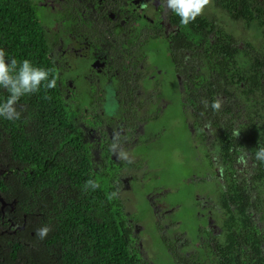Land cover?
Wrapping results in <instances>:
<instances>
[{"label": "flooded vegetation", "instance_id": "obj_1", "mask_svg": "<svg viewBox=\"0 0 264 264\" xmlns=\"http://www.w3.org/2000/svg\"><path fill=\"white\" fill-rule=\"evenodd\" d=\"M7 3L12 8L22 6L28 18L23 27L29 29L32 21L37 26L39 39L32 52L40 54L57 79L54 92L69 141L65 146L57 138L53 153L68 158L69 151L82 152L86 176L95 177L102 185L104 197L117 192V197L108 201L115 206L117 226L132 264H160L157 260L163 258L161 250L150 243L143 222L134 217L132 204L142 203L143 199L147 204L144 214L152 216L171 264H209L207 255H200L199 250L207 244L214 247L222 238L224 165L218 131L214 137L205 113L196 114L190 103V60L187 58L182 67L176 61L177 48L191 44L182 39L185 34L180 32V19L166 11L161 0ZM14 19L13 15L9 19L13 28ZM0 49L5 50L1 43ZM177 105L182 111L179 116L175 115ZM182 119L194 151L188 178H193L194 185L211 184L210 189L195 195L203 212L199 216L206 222L196 243H190L185 233L172 231L178 221L168 218L173 208L168 196L163 195L172 190L164 188L162 178L154 174L162 167L151 169L149 165L150 150L160 145L170 128L181 126ZM21 130L28 134L24 139L8 134L0 124V264H65L64 245L70 239H63L62 227L55 225L58 243L49 237L51 230L43 240L36 235L43 226L53 228V220L57 219L52 206L55 201H63L64 187L58 184L55 191L49 192L48 185L35 183L34 160L47 162L46 138L39 137L43 141L39 143L40 154L34 152L31 156L30 151L38 147L30 136L36 138L38 131L31 121ZM41 133H46L45 128ZM114 133H119L118 141ZM114 142L119 144L117 151L131 163L113 153ZM144 189L145 195L139 194ZM22 196L24 204L20 202Z\"/></svg>", "mask_w": 264, "mask_h": 264}, {"label": "trees", "instance_id": "obj_2", "mask_svg": "<svg viewBox=\"0 0 264 264\" xmlns=\"http://www.w3.org/2000/svg\"><path fill=\"white\" fill-rule=\"evenodd\" d=\"M7 1L0 0V43L5 46L6 62L16 59L19 64L28 59L34 67L49 70L50 80L54 76L51 66L43 64L39 53L32 52L39 39L37 26L32 21L29 29L23 27L28 18L22 6L15 5L13 10ZM212 1L232 20L242 21L246 27L254 24L261 38L258 46L245 41L240 45L205 16L180 28L185 34L182 39L191 44L177 48L176 61L182 67L187 58L190 60V103L196 114L205 113L214 137L218 131L219 153L224 165L222 238L214 247L207 244L201 248L199 254H206L209 264H264V163L255 160L256 150L264 147V0ZM12 15L15 17L14 28L9 24ZM45 95L51 99H45ZM8 96L7 90L0 88V103ZM56 97L54 89L41 87L38 93L23 96L18 101L19 120L0 117V124L8 129L7 133L20 139L28 135L21 130L26 122L34 123L37 137L30 138L38 150L33 148L31 156L34 152L40 154L39 143L43 144V141H39V137L46 138L47 162L42 164L41 159L34 160L35 183L48 185L49 192L55 191L58 184L64 187L63 201L59 204L55 201L52 206L53 217L57 220H53L49 237L53 243H58L57 224L62 227L63 239H70V243L64 245L65 264H132L117 226L115 206L109 203L107 195L104 197L102 185L94 177L91 180L100 187L95 191L83 190L90 178L86 176V158L82 152L69 151L68 158L53 153L52 146L57 138H61L65 146L69 141V136L63 132L66 121ZM216 99L222 103L218 112L211 108ZM204 100L208 107L202 103ZM43 128L46 133L42 134ZM21 145L26 151L24 142ZM243 157L249 160L250 170L239 171L236 176L237 163ZM52 196L57 199L55 194ZM20 202L25 203L24 196ZM109 208L111 212L107 211Z\"/></svg>", "mask_w": 264, "mask_h": 264}, {"label": "rangeland", "instance_id": "obj_3", "mask_svg": "<svg viewBox=\"0 0 264 264\" xmlns=\"http://www.w3.org/2000/svg\"><path fill=\"white\" fill-rule=\"evenodd\" d=\"M201 16L214 20L226 33L232 35L240 45H243L242 43L245 41L252 43L254 46H258L257 42L261 38L259 29L254 24L246 27L242 21L232 20L227 14L216 8L212 0L204 9ZM181 112L179 105H177L175 115L179 116ZM166 122L168 124V121ZM184 128V119H182L181 126H174L168 130L162 140L159 141L160 145H155L150 150L149 165L151 169H156L157 166L162 167L161 170L154 171V174L162 178L161 185L164 188L168 187L172 190L170 194H163L168 196L172 204L171 207L173 208L171 211L172 214L168 218L172 222L178 221L172 231L185 233L190 243H196L199 238V231L205 226L206 222L205 217L199 216V213L203 212L199 211V203L195 195L197 192L210 189L211 184L196 183L197 185H194L193 178H188L193 168L194 151L192 150L187 130ZM250 167L249 160L244 157L237 165L240 172H247L250 170ZM185 178L186 182L184 183ZM146 190L148 191V187H146ZM139 194L145 195V189L140 191ZM162 198L164 199L165 196ZM146 206L147 204L144 199L142 203L134 202L132 204V207L136 209V215L134 217L143 222L145 234H149L147 236L151 240L150 243H153V248L161 250L163 258L158 259V263L171 264L170 259L164 253L165 250L161 244L163 242L156 232L155 222L152 216L144 214Z\"/></svg>", "mask_w": 264, "mask_h": 264}, {"label": "clouds", "instance_id": "obj_4", "mask_svg": "<svg viewBox=\"0 0 264 264\" xmlns=\"http://www.w3.org/2000/svg\"><path fill=\"white\" fill-rule=\"evenodd\" d=\"M166 11L172 12L180 17V23L187 26L201 16L204 9L211 3V0H161ZM50 71L42 68L34 67L28 59H24L18 64L16 59L10 62L5 60V52L0 49V88L7 90L8 98L0 103V117L6 120L14 121L21 118V112L17 110V103L23 96L38 93L43 87L45 90L54 89L57 84L56 77L49 80ZM45 99L51 97L45 95ZM205 107H208L206 100L202 101ZM222 107L219 99L211 103L214 112H218ZM239 133H237V136ZM115 141L119 140V133H114ZM119 144L114 142L111 150L118 158L128 160L126 155L119 153L117 150ZM255 160L264 163V147H260L255 152ZM131 163V160H128ZM100 185L94 180H88L84 185V191L89 189L95 191ZM117 197V192H112L107 196L109 201ZM51 229L43 226L36 230V235L43 240Z\"/></svg>", "mask_w": 264, "mask_h": 264}]
</instances>
